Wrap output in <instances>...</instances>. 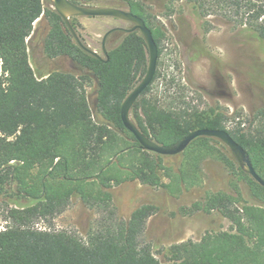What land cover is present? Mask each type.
Masks as SVG:
<instances>
[{"label": "trees", "instance_id": "obj_1", "mask_svg": "<svg viewBox=\"0 0 264 264\" xmlns=\"http://www.w3.org/2000/svg\"><path fill=\"white\" fill-rule=\"evenodd\" d=\"M86 7H118L141 18L158 49L163 24L140 0H69ZM181 3L193 11L201 29L209 17L223 18L252 32L264 42V4L254 0H166L173 13ZM70 24L82 45L93 51ZM116 20V19H114ZM47 31L42 51L48 59L67 58L82 71H54L37 77L28 47L35 25ZM119 21V20H118ZM121 43L99 60L74 40L49 0H0V196L6 207V226L0 229V264H264V206L243 201L238 184L264 204V188L244 173L228 149L214 138L194 140L179 156L178 167L141 148L124 128L120 108L146 73L148 48L138 31L122 32ZM168 84L169 76L164 77ZM96 83L92 111L87 88ZM151 84V85H152ZM151 85L133 105L130 116L140 131L158 145H171L198 129L228 132L249 155L264 180V106L230 127L222 107L198 109L183 97H173L177 109L163 108ZM206 159L224 164L232 193H207L194 202L188 215L218 213L228 231L206 232L199 241L171 248L166 263L154 255L143 236L156 207H137L125 220L118 216L111 190L130 182L172 195L202 182ZM167 179L168 182H164ZM78 199L97 215L83 236L75 231L36 227L50 223Z\"/></svg>", "mask_w": 264, "mask_h": 264}, {"label": "rangeland", "instance_id": "obj_2", "mask_svg": "<svg viewBox=\"0 0 264 264\" xmlns=\"http://www.w3.org/2000/svg\"><path fill=\"white\" fill-rule=\"evenodd\" d=\"M49 1V0H48ZM145 3L163 24L166 40L158 71L161 77L151 85L150 93L158 94L163 108L177 109L173 97L202 110L218 105L231 117L232 127L246 115L264 106V42L252 32L237 28L233 22L218 17H209V31L201 29L191 8L177 4L173 13L165 10L166 0H140ZM258 5L264 0H254ZM264 23V19H263ZM78 33L86 44L104 57L101 48L103 35L111 28H132V24L112 18H78ZM35 35L28 47L30 65L37 77L54 71L82 70L67 58L48 59L42 51V40L47 31L44 21L35 25ZM123 39L122 32L111 34L106 42V51L117 47ZM1 65V61H0ZM169 76L168 84L164 77ZM96 83L87 88L92 111L96 105ZM243 113L242 119L232 116ZM222 144V143H221ZM180 155V154H179ZM164 156V164L178 167L179 156ZM202 182L189 191L172 195L164 189H151L138 182H130L111 190L113 204L119 217L128 220L139 206L156 207V214L147 222L143 240L152 247L155 257L166 263L170 250L186 241H199L206 232L228 231L229 222L214 212L209 215H188L191 205L207 193H232V176L223 163L206 159L201 164ZM164 182H168L164 179ZM244 202L264 206L254 198L245 183H239ZM6 207L0 196V229L6 226ZM97 215L85 208L78 199H73L68 208L50 223L38 222L36 227L75 231L83 236L91 228Z\"/></svg>", "mask_w": 264, "mask_h": 264}, {"label": "water", "instance_id": "obj_3", "mask_svg": "<svg viewBox=\"0 0 264 264\" xmlns=\"http://www.w3.org/2000/svg\"><path fill=\"white\" fill-rule=\"evenodd\" d=\"M52 8L61 17L70 33L72 34L76 43L87 53L95 58L102 60V57L82 45L74 29L70 24V18H112L122 22L131 23V29H122L114 27L109 29L102 37L101 48L104 56H107L105 42L107 38L118 31L132 33L138 31L143 37L148 48V66L146 73L142 80L136 87L126 96L120 108V118L124 128L135 138L141 148L145 151L160 155V156H176L183 153L186 148L197 138L207 137L214 138L221 142L229 151L232 158L237 163L238 167L246 174H248L256 183L264 188V180L261 179L254 170L248 153L236 143L228 132L218 129H198L190 132L181 140L167 146L158 145L150 138L145 136L136 126L130 116L131 109L135 102L139 99L142 93L152 84L158 61V49L153 40L152 33L146 26L145 22L138 16L132 14L130 11L118 7H86L76 5L69 0H50Z\"/></svg>", "mask_w": 264, "mask_h": 264}, {"label": "flooded vegetation", "instance_id": "obj_4", "mask_svg": "<svg viewBox=\"0 0 264 264\" xmlns=\"http://www.w3.org/2000/svg\"><path fill=\"white\" fill-rule=\"evenodd\" d=\"M120 28V27H119ZM123 29V28H122ZM131 29V28H130ZM127 30V29H126ZM118 32H121V31H118ZM126 33V32H125ZM105 57V56H104Z\"/></svg>", "mask_w": 264, "mask_h": 264}, {"label": "built area", "instance_id": "obj_5", "mask_svg": "<svg viewBox=\"0 0 264 264\" xmlns=\"http://www.w3.org/2000/svg\"><path fill=\"white\" fill-rule=\"evenodd\" d=\"M1 72V71H0Z\"/></svg>", "mask_w": 264, "mask_h": 264}]
</instances>
